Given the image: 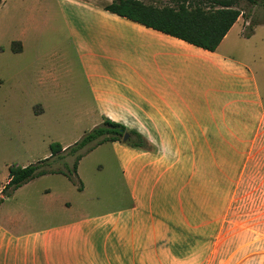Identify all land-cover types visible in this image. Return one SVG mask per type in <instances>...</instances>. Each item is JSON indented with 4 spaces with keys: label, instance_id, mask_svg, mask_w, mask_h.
Masks as SVG:
<instances>
[{
    "label": "crops",
    "instance_id": "crops-1",
    "mask_svg": "<svg viewBox=\"0 0 264 264\" xmlns=\"http://www.w3.org/2000/svg\"><path fill=\"white\" fill-rule=\"evenodd\" d=\"M112 2L58 0L94 105L87 117L95 118L94 127L110 120L147 137L156 152L108 142L126 193L98 213L62 211L63 202L70 203L49 187L26 197L27 203L37 202L44 217H67L31 224L25 207L5 208L37 178L20 187L0 205V264H205L211 248L214 257L222 249L221 214L212 222L213 245L197 241L211 224L203 207L189 205L195 176L182 173L188 157L183 152L198 151L205 166L208 151L213 165L211 152L222 148L216 139L264 134V99L254 70L221 49L243 16L209 52L106 11ZM12 45H21L12 52L24 53L20 42ZM244 178L238 175L235 182ZM8 180L9 172L0 192Z\"/></svg>",
    "mask_w": 264,
    "mask_h": 264
},
{
    "label": "rangeland",
    "instance_id": "rangeland-1",
    "mask_svg": "<svg viewBox=\"0 0 264 264\" xmlns=\"http://www.w3.org/2000/svg\"><path fill=\"white\" fill-rule=\"evenodd\" d=\"M140 2L155 7L173 4L172 0ZM238 7L244 14V23L234 28L221 49L252 67L264 99V23L249 26L253 21L262 22L264 19V0L257 5L238 0ZM250 29L253 33L247 35ZM12 41L23 45V54L12 52L13 48L17 49ZM74 54L58 0H2L0 184L7 180L10 166L36 164L51 156L52 143L74 146L95 128V118L87 117L94 105ZM23 70L26 76L22 86ZM229 138L216 139L221 143L222 151L211 152L213 165L208 163V151L205 166L198 151L183 152L188 157L182 173L195 176L189 184V205L203 207L205 221L211 224L197 241L205 243L207 240L208 246L213 245L215 230L212 222L222 215V249L214 257L211 248L205 264H264V134ZM129 139L136 141L138 138L129 135ZM145 141L146 147L142 151L155 153L154 144L147 137ZM119 142H123L122 137ZM230 144L231 152L228 150ZM70 153L69 149L54 157L49 166L66 172L69 181H65L63 174L37 178L21 190L16 199L6 203L5 208L25 207L23 210L32 219L31 224L46 225L62 220L66 214L59 218L44 217L37 210V202L27 203L25 199L49 187L61 192L63 200L70 203L63 202L62 211L71 207V211L83 210L93 214L116 206L118 197L126 193V188L111 144L96 146L80 162L76 174L72 170L76 155ZM241 174L245 176L243 182L236 183L235 177ZM218 176L222 177V182H213ZM203 178L205 182H202ZM247 247L250 250L245 254ZM235 252L238 256L234 255Z\"/></svg>",
    "mask_w": 264,
    "mask_h": 264
},
{
    "label": "trees",
    "instance_id": "trees-1",
    "mask_svg": "<svg viewBox=\"0 0 264 264\" xmlns=\"http://www.w3.org/2000/svg\"><path fill=\"white\" fill-rule=\"evenodd\" d=\"M251 5H257L260 0H244ZM2 0H0V3ZM172 5L155 7L146 5L139 0H113L112 3L104 6L106 11L124 17L130 21L139 23L147 28L162 32L166 35L183 40L191 45L209 52H215L225 36L243 16L242 10L238 7V0H172ZM264 23L253 21V25ZM253 33L249 30L247 35ZM14 52L21 51L13 48ZM127 128L121 124L105 120L102 125L95 127L81 140L70 146L71 155H76L72 166L73 173H77L78 162L96 146L107 142L120 141L126 134ZM129 135L136 136L134 141L129 139L126 144L133 148L145 149L146 141L141 135L129 132ZM95 143L88 150L80 153L92 143ZM51 156L47 159L23 167L12 165L9 167V180L0 192V205L4 200L13 195L23 185L47 174L69 175L60 170L50 169L52 158L59 157L63 152L60 143L50 145ZM81 189V188H80Z\"/></svg>",
    "mask_w": 264,
    "mask_h": 264
},
{
    "label": "water",
    "instance_id": "water-1",
    "mask_svg": "<svg viewBox=\"0 0 264 264\" xmlns=\"http://www.w3.org/2000/svg\"><path fill=\"white\" fill-rule=\"evenodd\" d=\"M128 140H129V134L126 133V134H124V136H123V142H127Z\"/></svg>",
    "mask_w": 264,
    "mask_h": 264
}]
</instances>
